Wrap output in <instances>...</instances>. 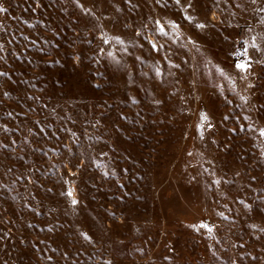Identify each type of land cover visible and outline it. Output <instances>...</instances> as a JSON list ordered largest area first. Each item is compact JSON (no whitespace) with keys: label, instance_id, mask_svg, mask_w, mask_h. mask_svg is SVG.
Instances as JSON below:
<instances>
[{"label":"rangeland","instance_id":"374dc122","mask_svg":"<svg viewBox=\"0 0 264 264\" xmlns=\"http://www.w3.org/2000/svg\"><path fill=\"white\" fill-rule=\"evenodd\" d=\"M0 9V264H264V0Z\"/></svg>","mask_w":264,"mask_h":264},{"label":"snow or ice","instance_id":"6c2138e0","mask_svg":"<svg viewBox=\"0 0 264 264\" xmlns=\"http://www.w3.org/2000/svg\"><path fill=\"white\" fill-rule=\"evenodd\" d=\"M0 10H2V9H0ZM237 67H238L239 69H241V70H246V66H245V64H243V63L238 64ZM261 134L264 135V132H262ZM74 203H75V201H74ZM202 227H206V225H202ZM209 231H211V229H209Z\"/></svg>","mask_w":264,"mask_h":264}]
</instances>
